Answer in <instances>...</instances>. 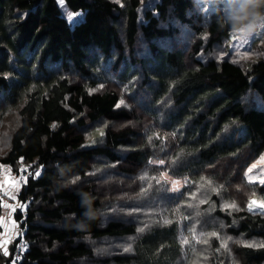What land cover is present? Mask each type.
Returning <instances> with one entry per match:
<instances>
[{
    "label": "trees",
    "instance_id": "trees-1",
    "mask_svg": "<svg viewBox=\"0 0 264 264\" xmlns=\"http://www.w3.org/2000/svg\"><path fill=\"white\" fill-rule=\"evenodd\" d=\"M63 1L84 12L85 31L58 42L59 0H0V116L19 115L0 163L32 171L15 212L22 234L0 264H264V211L248 207L264 202V183L248 180L264 152V107L243 101L253 92L264 105V55L248 67L201 57L232 33L226 0L210 11L202 0ZM158 158L185 181L180 191ZM111 182L121 203L138 204L104 220ZM121 237L134 238L131 251L98 256L89 243Z\"/></svg>",
    "mask_w": 264,
    "mask_h": 264
},
{
    "label": "rangeland",
    "instance_id": "rangeland-1",
    "mask_svg": "<svg viewBox=\"0 0 264 264\" xmlns=\"http://www.w3.org/2000/svg\"><path fill=\"white\" fill-rule=\"evenodd\" d=\"M202 1L204 3L202 10L210 11L211 8L216 4L217 0L216 1L202 0ZM59 2L62 5V14L59 17V26L56 29V39L58 42H63L66 37L72 35H80L85 31V17L83 11L73 12L68 5L64 4V1L61 3V0H59ZM72 21H78V22L73 23ZM182 30L184 31H182L179 36L182 39L181 41L182 44H180V46L185 47L186 42L190 38V33L186 32L185 28H183ZM165 43L168 42L165 41ZM139 45L140 47H142V51L139 52V55H146L148 52L145 49L146 46L145 43L141 42ZM263 55H264V25L260 26L251 35H247V36L240 35L232 31L229 38L217 44L212 50V52L202 53L201 57L203 59H207L211 57H214L216 59L229 58L240 63L244 67H248L254 59ZM243 101L249 106L264 107L263 103L253 92H250L243 99ZM0 102H3V100L1 99ZM18 122H19V115L15 109H10L4 114V116L2 117L0 116V156L4 154V152H6V150L10 147L11 133L12 130L18 125ZM108 124L109 122L106 120L99 122L96 126L97 128L95 129V131L91 132L89 135L90 141L96 140L98 135L101 136L103 134L104 128ZM112 124L115 125L116 123H112ZM134 126L137 127L136 124ZM262 158H264V152L261 155V157L251 165L252 167L255 164L256 167L253 168L252 172L249 173L248 176L254 177V180L264 181V159ZM160 161H163V163H160ZM152 164L158 167L161 166V168L159 169V174L161 178H163L168 183L170 191L173 192L180 191L185 181L183 179H178L173 175L169 174L168 171L165 170V166H164L165 161L162 158L154 159ZM26 168H30V165L21 164L19 167V171L16 174L13 171H11V168L9 166L0 163V184L4 186L2 189L4 196L3 204H7L11 206L7 208L3 207V213L1 216V218H3L5 223L1 224L2 228L0 230V242L10 241L6 244L0 243V252L2 254H4V249L6 247L8 255H10L11 245L15 243V241L22 234L23 228L21 227V221H18L16 219L15 212L18 209L23 210V204L19 200L18 195L20 189L22 188L25 182L22 171ZM100 171L104 176V178H106L107 176L113 175L115 169H112L111 165L109 166L108 163H105L103 170L100 169ZM66 180L73 183L79 180V177L77 175H74V176H70V178H66ZM118 180L119 179L117 178L116 181ZM12 181L16 182V186H14L13 183H11ZM177 181L179 182L178 185L174 183ZM107 188L109 189V192L107 191L108 193L105 196H103L104 207L102 209L103 212H101V215L104 220L110 216L117 217L127 214L126 211L131 210V207H128L126 205H129L132 201H134L133 205L138 204L136 201L137 199L134 198H131L129 201L127 200L128 201L127 203L126 202L121 203L119 199H117L116 197L117 193H115L116 187L114 182H111V184L108 185ZM5 191H7L8 193L7 195L5 194ZM12 197H15V199H12ZM254 200H256L258 204L259 202H262L257 199ZM152 202L155 203L154 201ZM127 207L130 209H128ZM13 208L15 209V211H12ZM252 209L264 211V208H260L258 206H253ZM11 221L15 222L14 227L10 223ZM139 223L140 225H144V223H147L145 221L144 215L141 217V220H139ZM148 224L151 225L152 221L148 222ZM146 225L144 227H146ZM133 240H134L133 237H121V238L100 239L95 241L93 240L90 241L89 243L92 244L98 256H106L107 254L113 252H124L125 248H127L129 245L132 246ZM81 263L93 264L89 261H84V262L82 261ZM176 264H192V263L178 260ZM196 264H202V263L197 262Z\"/></svg>",
    "mask_w": 264,
    "mask_h": 264
},
{
    "label": "clouds",
    "instance_id": "clouds-1",
    "mask_svg": "<svg viewBox=\"0 0 264 264\" xmlns=\"http://www.w3.org/2000/svg\"><path fill=\"white\" fill-rule=\"evenodd\" d=\"M225 23L234 33L251 35L264 25V0H226Z\"/></svg>",
    "mask_w": 264,
    "mask_h": 264
},
{
    "label": "snow or ice",
    "instance_id": "snow-or-ice-1",
    "mask_svg": "<svg viewBox=\"0 0 264 264\" xmlns=\"http://www.w3.org/2000/svg\"><path fill=\"white\" fill-rule=\"evenodd\" d=\"M63 2V0H61V3ZM73 23H77L78 21H72ZM121 103H123V101L121 102ZM262 159H264V158H262ZM160 163H163V161H160ZM256 167V165L254 164L251 168H249L248 169V172L249 173H251L252 172V170H253V168H255ZM37 175H39V173H37ZM144 177H142V179H143ZM203 179V178H202ZM248 180H249V182H252L253 180H254V177H252V176H248ZM262 183H264V181H261ZM11 183H13V185L14 186H16V182H14V181H12ZM175 184H179V182L177 181V182H174ZM207 183H209V184H211V181H207ZM203 186V185H202ZM3 185L2 184H0V189H3ZM221 187H223V186H221ZM213 191H215V192H219V189L218 188H213L212 189ZM5 194L7 195L8 193H7V191H5ZM12 199H15V197H12ZM205 201H201V203H204ZM0 204H2V206L3 207H11V206H9V205H7V204H3L2 203V201H0ZM253 206H258V207H260V208H264V202H259V204H258V202L256 201V200H251L250 202H249V205H248V207H249V210H252V208H253ZM224 207L225 208H236L237 206H236V204L235 203H232V204H225L224 205ZM178 210V209H177ZM12 211H15V209L13 208L12 209ZM3 223H5L4 222V220H3V218H0V224H3ZM12 225H13V227L15 226V222L14 221H11L10 222ZM165 223H170V221H165ZM139 231H143V229H139ZM210 236H217L218 234L217 233H215V232H213V233H210L209 234ZM195 238V237H194ZM8 242H10V241H3V242H0V243H2V244H6V243H8ZM197 242H203V243H207V240H204V241H200V240H197ZM183 243L184 244H188L189 243V241H188V239L187 238H185L184 240H183ZM249 246H251V245H249ZM221 247L222 248H227V240H224V241H222L221 242ZM125 251H131V246L129 245L127 248H125L124 249ZM4 254L5 255H8V252H7V249H6V247H5V249H4Z\"/></svg>",
    "mask_w": 264,
    "mask_h": 264
},
{
    "label": "built area",
    "instance_id": "built-area-1",
    "mask_svg": "<svg viewBox=\"0 0 264 264\" xmlns=\"http://www.w3.org/2000/svg\"><path fill=\"white\" fill-rule=\"evenodd\" d=\"M22 174L24 176V184L27 182L28 178L32 175V171L30 168H26L22 171ZM26 248V242L24 239H21L20 242L17 244V249L15 252V258H19L22 254V252L25 251ZM12 264H17L16 260H13Z\"/></svg>",
    "mask_w": 264,
    "mask_h": 264
}]
</instances>
